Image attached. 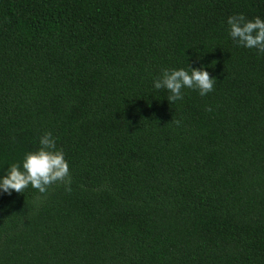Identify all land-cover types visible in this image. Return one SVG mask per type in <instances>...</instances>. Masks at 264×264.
<instances>
[{"label":"trees","instance_id":"trees-1","mask_svg":"<svg viewBox=\"0 0 264 264\" xmlns=\"http://www.w3.org/2000/svg\"><path fill=\"white\" fill-rule=\"evenodd\" d=\"M236 14L264 0H0V177L45 132L71 177L0 190V264H264V53ZM201 67L205 96L153 87Z\"/></svg>","mask_w":264,"mask_h":264},{"label":"clouds","instance_id":"clouds-1","mask_svg":"<svg viewBox=\"0 0 264 264\" xmlns=\"http://www.w3.org/2000/svg\"><path fill=\"white\" fill-rule=\"evenodd\" d=\"M229 35L237 46L255 48L264 53V19H246L243 14L228 17ZM216 80L201 68L164 69L154 80L156 90L166 89L170 95L167 100L175 102L183 99V89L198 90L201 96L214 90ZM211 111V108L207 109ZM171 122V121H170ZM179 121H177V124ZM40 147L25 154L22 164L13 163L6 174L0 177V190L3 193H23L30 185L44 194L57 183H63L65 190L71 191L69 166L62 149H57L51 132H45L39 140Z\"/></svg>","mask_w":264,"mask_h":264}]
</instances>
